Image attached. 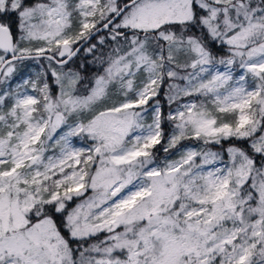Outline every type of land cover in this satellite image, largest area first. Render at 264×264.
Wrapping results in <instances>:
<instances>
[{
  "label": "snow or ice",
  "instance_id": "obj_1",
  "mask_svg": "<svg viewBox=\"0 0 264 264\" xmlns=\"http://www.w3.org/2000/svg\"><path fill=\"white\" fill-rule=\"evenodd\" d=\"M0 264H264V0H0Z\"/></svg>",
  "mask_w": 264,
  "mask_h": 264
},
{
  "label": "rangeland",
  "instance_id": "obj_2",
  "mask_svg": "<svg viewBox=\"0 0 264 264\" xmlns=\"http://www.w3.org/2000/svg\"><path fill=\"white\" fill-rule=\"evenodd\" d=\"M37 69L35 68V66L33 65L32 66V68H31V71L32 72H35ZM29 71V69H27V70H25V72L27 73ZM164 110H165V112H167V110H168V106H167V104H164ZM170 125H165V130L166 131H168L169 129H170ZM194 147V146H193Z\"/></svg>",
  "mask_w": 264,
  "mask_h": 264
},
{
  "label": "trees",
  "instance_id": "obj_3",
  "mask_svg": "<svg viewBox=\"0 0 264 264\" xmlns=\"http://www.w3.org/2000/svg\"><path fill=\"white\" fill-rule=\"evenodd\" d=\"M93 42H95V41H93ZM89 59H91V57H89ZM25 70H27V69H25ZM184 143L191 145V146H194V147H196L198 145V142H195V141H184ZM157 147L159 148V146H157ZM159 155L161 157H163L164 153L162 151H160Z\"/></svg>",
  "mask_w": 264,
  "mask_h": 264
}]
</instances>
